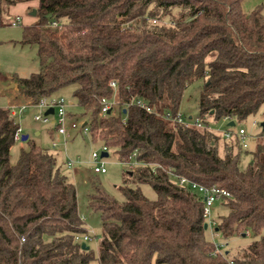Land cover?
Wrapping results in <instances>:
<instances>
[{
  "label": "trees",
  "instance_id": "1",
  "mask_svg": "<svg viewBox=\"0 0 264 264\" xmlns=\"http://www.w3.org/2000/svg\"><path fill=\"white\" fill-rule=\"evenodd\" d=\"M34 1L37 20L23 27L20 43L36 46L40 70L14 76L18 91L36 105L73 87L83 113L69 119L84 120L93 141L136 166L119 187L123 201L94 185L89 205L101 215L103 239L98 255L83 250L75 185L29 137L12 164L20 126L0 107V264H264V121L254 148L244 149L239 139L164 118L198 81L206 126L259 113L264 6L245 13L243 0H0V27L11 7ZM103 99L116 108L102 114ZM180 178L227 192L215 232L226 240L249 233L252 243L232 258L216 253L204 198Z\"/></svg>",
  "mask_w": 264,
  "mask_h": 264
},
{
  "label": "rangeland",
  "instance_id": "2",
  "mask_svg": "<svg viewBox=\"0 0 264 264\" xmlns=\"http://www.w3.org/2000/svg\"><path fill=\"white\" fill-rule=\"evenodd\" d=\"M264 6V0H243L242 9L245 13H251L257 7ZM37 7L32 6L29 12ZM29 12L25 14L30 18ZM16 18L13 15L6 14L7 24L0 27V107L8 108L14 114L16 122L19 124L22 132L20 140H17L11 151V162L15 164L19 158L21 149H28L29 142L34 141L39 146L49 149L56 155L58 163L62 166V172L75 185L78 197V209L82 217L84 227L89 234L90 239L84 241V236H81V243H85L96 255H98L99 245L103 239V226L101 215L95 212L89 205L90 195L94 192V185H99L108 195L116 198L118 201H123L124 197L119 191V187L123 185L128 173L135 170V162L125 164L118 160L115 152L109 150L108 157H104L107 172L105 174H95V160L92 158L93 152H98L101 157L103 143L93 141L89 134L84 135L81 132L84 120L78 121L69 119L65 123V127L69 130V136L66 138L59 135L53 130L56 129L54 121L57 120L56 115L50 116V123L43 124L34 120V116L41 113V110L35 105L29 103L24 104V97L14 86V76L19 78H28L33 73L40 70V62L37 57L36 46L21 44L22 32L24 24L13 27L11 23ZM21 19V18H20ZM22 21V20H21ZM202 87V81H198L191 85L184 92L179 112L186 118H198V99ZM73 87H68L57 92L51 99H63L70 106L67 109L68 114L82 115L83 110L78 107L72 97ZM26 103V102H25ZM23 105L27 106L26 111ZM264 121V104L255 116L249 117L242 122H236L232 126L233 131L244 129L247 134L246 141L249 148H254L256 139L261 132L260 125ZM77 123L78 128L71 129V123ZM211 130L222 135L229 130V121L222 119L215 121L209 119ZM28 136L29 142L23 141L22 137ZM57 142V147L53 150V142ZM55 152V153H54ZM250 156H246L248 161ZM100 160H102L100 158ZM70 161L75 163L74 168H68L65 164ZM133 164V165H132ZM143 194L150 200H156L157 194L149 185L141 186ZM228 213V209L221 201L215 204L207 222L218 221L219 218ZM86 234V235H87ZM207 240L214 246L221 247L222 253H228L230 258L246 248L255 239L253 235L247 233L235 234L229 239H225L221 234L215 232L214 226L210 225L206 232ZM92 264H100L97 260Z\"/></svg>",
  "mask_w": 264,
  "mask_h": 264
},
{
  "label": "built area",
  "instance_id": "3",
  "mask_svg": "<svg viewBox=\"0 0 264 264\" xmlns=\"http://www.w3.org/2000/svg\"><path fill=\"white\" fill-rule=\"evenodd\" d=\"M21 24V19L18 18L15 21L12 22V26H18ZM58 24L56 22H54L52 24V26L56 27ZM112 86H115V83H112ZM142 107H144L147 111H151L150 108H148L145 104H140ZM37 108H39L41 110L40 114H37L34 116V120L37 122H41L43 124H49L50 123V116L51 114L46 115V112L50 109L54 110V113L52 114L53 116L56 115L57 116V120L54 121V124L57 126V133L59 135L64 136L65 138L67 136H69V130L65 127V123L69 118V114L67 112L68 107L70 106L67 102H65V100L60 99V100H56V99H51V98H43L41 99V101L35 105ZM117 104L115 101H110L108 99H103L101 101V113L102 114H106V113H110L114 108H116ZM164 118L172 121L174 123L177 124H184L187 126H195L198 128H208L209 130H211V127L206 126L199 118L193 119L192 117L190 118H186L182 113L178 112L176 115H172L171 113H168L167 115H164ZM71 129L75 130L78 128L77 123L73 122L71 123ZM212 131V130H211ZM21 128L18 130L17 135H16V140H20L21 138ZM81 132L84 135H87L89 133V129L88 127L85 125V123L82 125L81 128ZM223 137L227 140V141H231L234 139H239L243 148L244 149H248L249 148V144L246 141L247 138V134L246 131L244 129H239L238 131H233V130H228L226 132H224ZM57 147V142H53V148L55 149ZM109 148L106 146H103L102 148V154L103 153H108L109 152ZM101 154V157L99 156L98 152H93L92 154V158L95 160L96 165L94 167V173L95 174H105L107 172L105 163L103 161V158ZM100 158L102 160H100ZM133 165V164H132ZM67 167L68 168H74L75 167V163L74 162H67ZM178 184L180 186H185V187H189L190 189H192L193 191L198 192L199 194H201L204 198V202H205V217L208 219L210 214H211V210L213 207H215V204L220 201L222 199V197L224 196H228L229 194L227 192H225L224 190H220L218 188L212 187H206L202 184H199L197 182H193L191 180H188L187 178H180L178 179ZM208 225H212L215 226L216 225V221L213 222H209ZM78 240H81V237H77ZM88 239H90L89 234L84 236V241H87ZM216 248V253L220 252L221 247H219L218 245L215 246ZM233 264V263H231Z\"/></svg>",
  "mask_w": 264,
  "mask_h": 264
},
{
  "label": "crops",
  "instance_id": "4",
  "mask_svg": "<svg viewBox=\"0 0 264 264\" xmlns=\"http://www.w3.org/2000/svg\"><path fill=\"white\" fill-rule=\"evenodd\" d=\"M37 5H38V2L37 1L31 2V3H22V4H19V5L15 6V7H11V9H10V15L15 16L16 18L17 17L18 18H21V20H22L21 23L24 24V26L31 25V24L35 23V21L37 19L34 16H32V14L29 12V9L32 6L37 7ZM27 11L29 12L30 18H27V16H25V14L27 13ZM13 27H17V26H13ZM14 86L17 88L16 83H15ZM17 90H18V88H17ZM24 101L26 102V103L24 102L25 105H29L30 102L27 99L24 98ZM25 105H23L24 111H26V109H27L26 108L27 106H25ZM13 116H14V114H13ZM54 131L57 132L56 130H53L52 133H54ZM53 150H55V149L53 148Z\"/></svg>",
  "mask_w": 264,
  "mask_h": 264
},
{
  "label": "water",
  "instance_id": "5",
  "mask_svg": "<svg viewBox=\"0 0 264 264\" xmlns=\"http://www.w3.org/2000/svg\"><path fill=\"white\" fill-rule=\"evenodd\" d=\"M32 16H36V14H37V11H36V9H34L33 11H32ZM54 113V110L53 109H50V110H48L47 112H46V115H48V114H53ZM86 125V124H85ZM230 126H235V123L234 122H231L230 124H229ZM263 126H264V123L262 124ZM28 139V136H23L22 137V140L23 141H26ZM102 157H108V153H103L102 154ZM204 228L205 229H208V224H205L204 225ZM216 231H218V229L216 230ZM245 235V234H244ZM82 249L83 250H88L89 249V247L85 244V243H83L82 244Z\"/></svg>",
  "mask_w": 264,
  "mask_h": 264
}]
</instances>
